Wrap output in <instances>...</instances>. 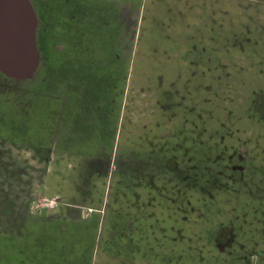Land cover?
Instances as JSON below:
<instances>
[{
	"label": "rangeland",
	"instance_id": "obj_1",
	"mask_svg": "<svg viewBox=\"0 0 264 264\" xmlns=\"http://www.w3.org/2000/svg\"><path fill=\"white\" fill-rule=\"evenodd\" d=\"M41 3L40 48L104 64L0 72V264H264V0Z\"/></svg>",
	"mask_w": 264,
	"mask_h": 264
},
{
	"label": "water",
	"instance_id": "obj_2",
	"mask_svg": "<svg viewBox=\"0 0 264 264\" xmlns=\"http://www.w3.org/2000/svg\"><path fill=\"white\" fill-rule=\"evenodd\" d=\"M30 0H0V72L16 81L34 78L40 53Z\"/></svg>",
	"mask_w": 264,
	"mask_h": 264
},
{
	"label": "crops",
	"instance_id": "obj_3",
	"mask_svg": "<svg viewBox=\"0 0 264 264\" xmlns=\"http://www.w3.org/2000/svg\"><path fill=\"white\" fill-rule=\"evenodd\" d=\"M66 44H70V43H66ZM72 46H70L71 49L75 50L76 49V45L72 44ZM92 44L88 45L86 48L83 47V54L80 53H75L74 52H69L70 57L74 56V57H78V61L74 64L72 63H68L70 60L69 58H66L64 60L63 65H61V73L62 76H66L67 73H69L70 69H77L78 72H80L82 74L83 71V66L87 65V66H98V65H102L104 64V62H94L91 60L90 55H86L85 51L86 49L89 50V48L91 47ZM81 48L77 49L80 50ZM39 51V50H38ZM40 63L42 60V52H40ZM86 55V57H85ZM82 56V57H79ZM73 60V59H72ZM82 60V61H80ZM52 63H54V61H52ZM120 65H122V62L120 63ZM73 66V67H72ZM40 67V64H39ZM38 67V68H39ZM38 71V70H37ZM110 71H114V70H110ZM109 72V71H107ZM37 73V72H36ZM94 75L97 74L99 75V72H95L94 70ZM91 74V75H93ZM106 71L104 72V75H106ZM4 75V74H2ZM36 75V74H35ZM5 76V75H4ZM6 77V76H5ZM35 77V76H34ZM8 78V77H7ZM10 79V78H9ZM104 80V79H102ZM11 236H8V238H10ZM3 241H5V237H2ZM11 238H15V237H11ZM18 242H22L23 239H21V237H18L16 239ZM57 245V242L55 243ZM58 248L54 249V247L50 246L48 250H41L40 252L37 253H32L35 257H31L30 259L28 258H22L19 256V259L17 261V264H95L96 262H98V260H96L97 258V254L94 255V253H90L88 251H68V250H64V247H67V245H57ZM19 248H21L22 246H18ZM60 248V249H59ZM129 251V250H128ZM127 250H120V251H115L112 252L110 255H108V257H112V258H129L131 259V263L133 264V260H132V255L131 253H129ZM3 254H8L9 252H7L6 250H4ZM7 252V253H6ZM21 250L17 251L18 254H20ZM36 254V255H35ZM21 255V254H20ZM107 255V253H102V256L105 257ZM99 258H100V253H99ZM137 264V263H136Z\"/></svg>",
	"mask_w": 264,
	"mask_h": 264
},
{
	"label": "trees",
	"instance_id": "obj_4",
	"mask_svg": "<svg viewBox=\"0 0 264 264\" xmlns=\"http://www.w3.org/2000/svg\"><path fill=\"white\" fill-rule=\"evenodd\" d=\"M81 0H71V4H74V7H73V9H72V11H73V13L77 16V14H82L83 13V7H84V5L83 4H81V5H79V6H77V4L80 2ZM83 1V0H82ZM41 2H43V0H40L37 4H38V11H40V13H41V15H44L45 17V19H44V21H43V18H42V28L41 29H45L46 31H48L49 32V30H50V28L52 27V25H53V16L51 15L52 13V9L50 8V10L46 7V9H45V6L41 3ZM80 10H82V12H79ZM74 15V16H75ZM76 16H75V18H76ZM62 27L64 28L65 27V25L64 24H62ZM49 28V29H48ZM63 28H62V30H63ZM42 31V30H41ZM48 32H46L45 33V41H41V48L40 49H42L43 50V52H42V54L44 53V54H46L47 55V58L49 59V56H50V60L51 61H54V63H55V61H57L58 63V67L59 68H61V65H63V63H64V60L66 59V58H62V57H60V55L62 54V53H60V52H57L58 50H57V47H56V44L57 43H53V44H51L50 46H49V37L47 36V33ZM91 35H94V34H91ZM71 38V37H70ZM70 38H69V35L67 36V38H65V40H70ZM75 38H78L77 39V42H78V45L80 44H84L85 42H87V41H85V37H84V33H77L76 34V37ZM87 38V37H86ZM81 39V41H79ZM83 39V40H82ZM40 40H42V39H40ZM43 40H44V36H43ZM94 40V39H93ZM95 41V40H94ZM67 43V42H66ZM95 43H97V41H95V42H90V44H95ZM81 50V49H80ZM81 57V56H80ZM59 60H60V62H59ZM62 69V68H61ZM55 70V69H54ZM53 70V68H51V72H56L55 74H60L61 73V70H55L54 71ZM53 74V73H52Z\"/></svg>",
	"mask_w": 264,
	"mask_h": 264
},
{
	"label": "flooded vegetation",
	"instance_id": "obj_5",
	"mask_svg": "<svg viewBox=\"0 0 264 264\" xmlns=\"http://www.w3.org/2000/svg\"><path fill=\"white\" fill-rule=\"evenodd\" d=\"M30 2L32 3V1L30 0ZM32 5H33V8H34V11H35V15H36V19H37V32H36V42H37V48H38V50L41 52V50H40V47H39V45H38V31H39V18H40V13H39V11L36 9V7L34 6V4L32 3ZM9 79V78H8ZM11 80V79H10ZM26 82V81H25Z\"/></svg>",
	"mask_w": 264,
	"mask_h": 264
}]
</instances>
